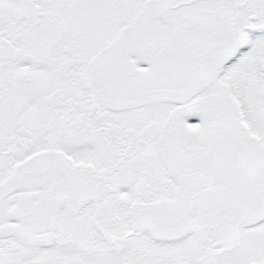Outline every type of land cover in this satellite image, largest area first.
I'll list each match as a JSON object with an SVG mask.
<instances>
[{
    "label": "snow or ice",
    "instance_id": "6c2138e0",
    "mask_svg": "<svg viewBox=\"0 0 264 264\" xmlns=\"http://www.w3.org/2000/svg\"><path fill=\"white\" fill-rule=\"evenodd\" d=\"M0 264H264V0H0Z\"/></svg>",
    "mask_w": 264,
    "mask_h": 264
}]
</instances>
